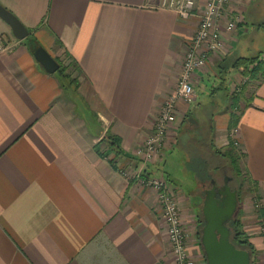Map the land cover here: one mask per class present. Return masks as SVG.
Listing matches in <instances>:
<instances>
[{"label":"crops","instance_id":"1","mask_svg":"<svg viewBox=\"0 0 264 264\" xmlns=\"http://www.w3.org/2000/svg\"><path fill=\"white\" fill-rule=\"evenodd\" d=\"M206 1L197 0V14L185 20L161 8L159 0H0L31 30L17 39L0 18L5 41L0 43V264H172L155 191L127 179L121 168L142 166L136 150L177 87ZM261 3L233 1L230 11L243 14L244 21L234 32L224 30V51L211 54L195 72L198 95L192 101L205 100L220 86L216 71L226 60L250 58L246 43L258 40L264 29L251 22ZM34 45L64 66L72 64L77 74L65 80V74L49 73L36 59ZM241 71L242 66L229 69L213 138L215 143L217 132L234 127V147L256 186L264 221V60L255 79L245 77L235 116L231 81L241 78ZM188 108L182 103L179 111ZM107 132L120 139L118 156L99 143ZM171 134L177 136L176 128ZM173 143L159 161L145 164V172L167 178L190 226L192 192L187 196L165 168ZM263 224L250 238L264 264ZM186 245L196 264H204L191 232Z\"/></svg>","mask_w":264,"mask_h":264},{"label":"built area","instance_id":"2","mask_svg":"<svg viewBox=\"0 0 264 264\" xmlns=\"http://www.w3.org/2000/svg\"><path fill=\"white\" fill-rule=\"evenodd\" d=\"M234 0H207L198 12L199 25L191 37L184 56L182 72L176 89L161 104L152 133L145 139L142 146L136 150V158L142 166L134 173L125 170L129 179L137 180L141 185L155 191L161 205L162 217L167 226L170 242L172 264H195L187 251V230L182 221L178 197L175 189L165 176L148 175L145 164L159 161L164 154V148L173 143L172 131L178 120L177 103L179 100L191 99L194 95V74L203 69L214 53L224 51V30L234 32L243 14H233L230 6ZM161 8L175 11L182 19H189L197 14V0H159ZM1 41V39H0ZM260 60H264V54Z\"/></svg>","mask_w":264,"mask_h":264},{"label":"rangeland","instance_id":"3","mask_svg":"<svg viewBox=\"0 0 264 264\" xmlns=\"http://www.w3.org/2000/svg\"><path fill=\"white\" fill-rule=\"evenodd\" d=\"M261 8L259 9L260 11H258L257 15L259 16H255L254 18L251 19L252 23H257L258 25H261L262 27H264V0H262L261 3ZM3 24L5 26H7L8 28L9 25L7 23H5L4 21H2ZM250 27H252L250 25ZM263 33H260L258 40L253 41V40H249L246 43V54L245 56L247 57H255L256 54L260 53V56H258V63L255 62L254 64H252L251 66H249L248 69L245 70V68L243 67V71H241V78H239V76L237 75L236 77H233L232 79V83L235 85L234 86V90L232 92V97L230 98L231 103V110H232V115L235 113L237 116L239 115V112L241 111V96L242 93L241 91L243 90V88L248 84V77L250 78H256V76L254 75V73H250L252 70L256 69L259 65V62H261L262 60H260L261 55L264 54L263 52H260L261 49L264 47V29H262ZM13 34V33H12ZM3 35H0V39ZM4 38V36H3ZM7 38V37H6ZM5 41L1 39L0 43L1 45L4 43ZM4 45V44H3ZM254 45V48L250 49V46ZM259 69V68H258ZM75 67H73L71 64L69 65V69H68V74L67 78L64 77L65 80H68V78H71L70 75H76L77 72H75ZM250 71V72H249ZM256 71V70H255ZM259 71V70H258ZM257 71V72H258ZM217 75H218V71ZM243 75V76H242ZM216 76V75H215ZM245 77H247V80L245 79ZM212 89V88H211ZM68 92L71 93L70 90H68ZM211 92V90L209 91ZM197 93L198 95V91L196 92V87L194 89V94ZM227 97V89L225 90H220L218 92V94L215 96H212V94H209L208 97L205 99V103L206 104V109H208V111L211 109L212 105H214L215 102H217V109L219 107V104L221 105L222 102L226 99ZM236 100H238V102H236ZM182 103H187L188 104V111H179V108L181 106ZM198 103V101L194 100L192 101L191 99H184L181 100L179 103H177V114H178V120L177 122L179 123V121H181L185 115H187V113L189 112V110H191V108H193V106H196V104ZM190 104V105H189ZM192 105V106H191ZM223 109H225L226 107L221 106ZM215 108V112L217 110ZM80 111L82 112V114H87V112L85 111V107L82 106ZM234 114V115H235ZM235 115V116H236ZM232 117V116H231ZM221 120V115L218 117V122ZM176 122V123H177ZM176 124V135L178 136V130H179V124ZM231 123V122H230ZM174 128V129H175ZM173 129V130H174ZM233 130L234 127H232L231 125H229L227 127V131L224 132L223 134H221L220 132L216 133V140H215V147L219 150H221L222 152H227V148L222 149L223 145H228L229 147L231 146V141H233ZM187 133L184 134L183 137L186 138ZM227 135V136H226ZM109 136H114L113 134L107 132L103 137H101L100 142L101 144H106L107 147H110L111 150L112 147L110 145V139L108 138ZM177 136L174 138L175 143H173V145H175V148L172 152H170V155L168 156V161H167V165L165 166V168L167 169L166 171L171 172V175L173 174L172 178H174V182H177L178 187L180 189H182L184 191V193L188 196L189 194H191L192 192V197L195 199L194 201V207H192L193 209L190 212V222H188V224H190V226L186 225V223H184V226L187 230V233L189 234L191 232V234L193 235L194 239L197 240L198 243V247L200 249V253L202 256V262H204V264H206V257H205V253L203 251V248L201 246V244L199 243V232H201V228L204 224H199V220H198V216L200 215L201 217L202 215V206H203V193L202 190L199 189L201 187H196L197 185V176L196 174L192 171L193 169L187 166V158L185 155V151L184 149H179L176 147V143H177ZM116 137V136H115ZM213 137H215V132H213ZM225 139H224V138ZM223 138V141H222ZM217 141V143H216ZM228 141V144H227ZM226 142V143H225ZM218 147H217V146ZM174 147V146H173ZM172 147V148H173ZM113 152H115L113 150ZM238 153V155L240 156V158H242V153L240 151H236ZM116 154V153H115ZM226 159V165L225 162L223 164H220V166H222L225 170V172L228 174V176L231 177V182L232 185L236 188H238V193H239V199H240V205H239V209H240V216L242 217L243 223H244V227L247 230L248 235L251 237V235H256L257 236V229L258 226L257 225H261L264 223V221L262 220V217L259 215V211H258V206H256V186L255 184H252L251 181L249 180L247 174L245 173L244 169L241 166V170H242V175H236L235 170L232 168L231 164L228 162V159L223 156ZM117 157H113L112 160L116 161ZM149 164V163H146ZM192 164H194V162H192ZM241 164V162H240ZM215 165V164H214ZM139 168V166H134L129 165L126 167L121 168V173L127 178L129 179L126 175H125V170L134 173L137 169ZM168 171V173H169ZM221 174L219 173L217 176H220ZM236 177V178H235ZM166 178V177H165ZM167 179V178H166ZM129 180H133V179H129ZM178 197V196H177ZM203 219V217H202ZM183 221V220H182ZM184 222V221H183ZM264 225V224H263ZM260 229H258L259 231ZM262 234L264 235V228L261 229ZM187 246V245H186ZM257 252V250H256ZM258 252L256 253V256L254 257V262L256 264H263V262L260 260V258L258 257ZM252 260V259H251ZM195 264L196 261L194 260Z\"/></svg>","mask_w":264,"mask_h":264},{"label":"trees","instance_id":"4","mask_svg":"<svg viewBox=\"0 0 264 264\" xmlns=\"http://www.w3.org/2000/svg\"><path fill=\"white\" fill-rule=\"evenodd\" d=\"M29 31H31L29 29ZM32 51L35 53L39 46L34 45L31 46ZM258 57L255 58H246L239 57L234 62H230V60H226L225 63L222 64L221 68L218 70V75L220 77L221 83L220 86L214 88L210 94L216 97V93L220 90L226 89L227 75L229 74L230 68L244 67L245 70L249 68L252 64L257 62ZM57 62L60 64V68L57 72L59 74H66L69 66H64L62 61L57 59ZM258 63V62H257ZM262 63L259 62V66ZM70 65V64H69ZM72 65V64H71ZM259 66L252 70L250 73H258ZM256 70V71H255ZM207 98V97H206ZM205 100L198 101L196 106H193L191 110L185 115L183 120L181 121L179 133L177 136L176 147L179 149H184L185 155L187 158V166L192 168L193 172L197 176V185L196 187H204L209 184L213 178H220L217 176L219 174V165L223 164L226 159L231 164L232 168L235 170L236 175H242L241 164H240V156L235 150L234 142L231 141V146L228 148L227 152H222L217 149L214 145L213 138V117L216 114L214 111L217 109V102L212 105L211 109L208 111L206 109V104H204ZM238 102V100H236ZM217 111V110H216ZM187 133L186 138L183 137L184 134ZM110 145L112 149L115 151L118 156L121 153V142L118 137L109 136ZM194 162V164H192ZM215 164V165H214ZM226 165V162H225ZM236 178V177H235ZM203 217V216H202ZM199 215L198 220L199 224H203L204 219ZM230 228V238L231 241L238 247L247 249L251 253V264H256L254 262V257L256 256V247L251 241L250 236L247 233V230L244 227V223L242 217L240 216V209L237 211L236 215L227 223ZM200 235V232H199ZM200 243V237H199ZM201 244V243H200Z\"/></svg>","mask_w":264,"mask_h":264},{"label":"water","instance_id":"5","mask_svg":"<svg viewBox=\"0 0 264 264\" xmlns=\"http://www.w3.org/2000/svg\"><path fill=\"white\" fill-rule=\"evenodd\" d=\"M0 18L11 27L17 39L29 36V29L1 3ZM35 57L49 73H55L60 68L57 60L44 48H38ZM215 188L216 186L207 191L202 206L204 224L200 232V243L205 253L206 264H251L250 251L238 248L231 241L230 228L227 225L238 209V191L231 189L227 178L225 185L219 190L220 198L215 197Z\"/></svg>","mask_w":264,"mask_h":264},{"label":"flooded vegetation","instance_id":"6","mask_svg":"<svg viewBox=\"0 0 264 264\" xmlns=\"http://www.w3.org/2000/svg\"><path fill=\"white\" fill-rule=\"evenodd\" d=\"M219 173L221 174V175H220V178H218V177H217V178H213V179L210 181L209 184L205 185V186L202 187V188H199V189L202 190V193H203V201H204V199H205V197H206V195H207V191L213 189L215 186H216V188H215V191H216V195H215V197H216V198H220V197H221V194L219 193V190H220L221 188H223V186L225 185V179H226V178L228 179V184L230 185L231 189H232V190H237V191H238V188H236V187H234V186L232 185L231 177L228 176V174L225 172V170H224V168H223L222 166L219 168ZM214 181H215V183H213ZM238 196H239V193H238ZM239 205H240V199H239V204H238V209H237V211L239 210ZM237 211H236V213H237ZM236 213H235V215H236ZM235 215H234V216H235Z\"/></svg>","mask_w":264,"mask_h":264}]
</instances>
